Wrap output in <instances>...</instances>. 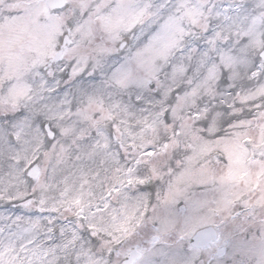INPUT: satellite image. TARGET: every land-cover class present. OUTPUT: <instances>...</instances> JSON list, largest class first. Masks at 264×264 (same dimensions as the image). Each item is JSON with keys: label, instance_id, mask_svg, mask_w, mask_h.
I'll use <instances>...</instances> for the list:
<instances>
[{"label": "snow or ice", "instance_id": "6c2138e0", "mask_svg": "<svg viewBox=\"0 0 264 264\" xmlns=\"http://www.w3.org/2000/svg\"><path fill=\"white\" fill-rule=\"evenodd\" d=\"M0 264H264V0H0Z\"/></svg>", "mask_w": 264, "mask_h": 264}]
</instances>
